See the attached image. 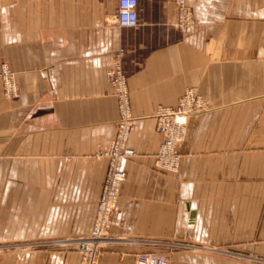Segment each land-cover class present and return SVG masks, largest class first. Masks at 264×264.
Masks as SVG:
<instances>
[{"label": "crops", "instance_id": "obj_1", "mask_svg": "<svg viewBox=\"0 0 264 264\" xmlns=\"http://www.w3.org/2000/svg\"><path fill=\"white\" fill-rule=\"evenodd\" d=\"M186 5L189 35L175 27V0H138L135 28L117 24V0H0V71L8 65L20 91L6 99L0 79V240L90 229L106 166L96 155L119 118L107 73L124 51L136 155L97 264L147 252L170 264H264V0ZM189 87L209 110L190 119L179 171H161L155 111ZM63 251L6 253L0 264H68Z\"/></svg>", "mask_w": 264, "mask_h": 264}, {"label": "built area", "instance_id": "obj_2", "mask_svg": "<svg viewBox=\"0 0 264 264\" xmlns=\"http://www.w3.org/2000/svg\"><path fill=\"white\" fill-rule=\"evenodd\" d=\"M117 24L122 28H135L139 25L138 0H117ZM180 7L181 28H188L192 22V12L186 7V0H176ZM109 82L115 88L119 101L120 121L117 137L110 151L104 155L109 158V165L100 199L97 205V215L91 231L92 240L98 242L109 233L112 215L118 203L122 185L127 179V164L135 156V151L129 147L130 130L135 122L129 98V88L124 73V54L118 53L108 72ZM9 93L16 92L9 80L6 81ZM206 105L199 96L198 90L189 89L176 107H160L157 117V130L163 136L158 166L172 172H177L181 164V155L177 152L178 144L183 142L189 123V117L195 110ZM137 264H170L169 255L157 252H147L138 255Z\"/></svg>", "mask_w": 264, "mask_h": 264}, {"label": "rangeland", "instance_id": "obj_3", "mask_svg": "<svg viewBox=\"0 0 264 264\" xmlns=\"http://www.w3.org/2000/svg\"><path fill=\"white\" fill-rule=\"evenodd\" d=\"M175 4H176V7H177V15H176V20H175V27L179 30V32L181 34H183V35H189V33L191 32V29H192L193 25L196 22L195 21L194 13L186 5V7L192 12V14H191L192 15V17H191L192 22H191V25L188 28H181V22H180V7L177 5L176 0H175ZM120 52H123V54H125L124 51H119L118 53H120ZM124 73L126 75L125 69H124ZM107 77H108V73H107ZM0 79H1L2 85H3V95H4V97L6 99H8V100H14L17 97H19V92L20 91H19V86H18V84L16 82L15 72L8 65H6V64L3 65L2 68H1V71H0ZM126 79H127V75H126ZM7 80H9L14 86H16V89H17L16 92L9 93L8 87L6 85V83H7L6 81ZM108 81H109V78H108ZM127 85H128V79H127ZM189 89L198 90L199 96L206 103V105L204 107H202V108H200V109L195 110L194 112H192V114L189 117V122H190V119L192 117H194L195 115H197L199 113H203V112L208 111L209 110V104H210V102H209V100L207 98H205L201 94L200 89L198 87H189V88L186 89V91L184 92V94L180 97V99L178 100L177 105L179 104V102L181 101V99L184 97L185 93ZM114 90H115V88H114ZM129 94H130V91H129ZM115 95H116L117 101H118V95L116 93V90H115ZM129 98H130V103H131V97H130V95H129ZM176 106H172L171 107V106L160 105V106L157 107V109L155 111V115H154V118L156 120V130H157V117H156V113H158V109L160 107H171V108H173V107H176ZM118 110H119V101H118ZM132 113H133V111H132ZM120 119H121V117H120V113H119V118H118V121H117V124H116L117 132H118V124H119ZM135 121H136V118H135ZM134 127H135V122H134V124H133V126L131 127V130H130V136H129V141H128L129 147H130V140H131V135H132V131H133ZM188 128H189V123H188V127H187V134H188ZM157 132L160 134V132L158 130H157ZM187 134H186V137H187ZM116 137H117V133H116V136L111 140L109 146L106 149H101L97 153V155H96L97 158L105 161L106 166H105V170H104L105 171L104 172V176L100 180L101 181L100 193L98 194L97 199H95V201L93 203L94 204V215H93V218H92V221H91L92 224L90 226V229L87 230L82 235H78V236H74V237H66V238H54V239H51V238H32V239H30V238H27V239H23L21 241H8V240L4 241V240H0V256L4 255L6 253L20 252V253L23 254V258H26V257H28V255L31 252H35V251L54 250V252L59 253V252H62L64 250L63 252H67V254H66L67 255V258H66V260H67L68 264H97V261H98V259L100 257V254L103 252V248L106 245H108L109 241H111V236H110L111 226H110V229H109V233L104 237V239H102V240H100L98 242H95V240H92L91 231H92V228H93L94 221L96 219V215H97V205H98V201L100 199L102 187H103L104 181L106 179V174H107L108 165H109V158L107 156H105L104 154L107 153L108 151H110V149L112 148L113 142L116 139ZM161 137H162V141H161V145H162V143H163L164 140H163V136L162 135H161ZM186 137H185V139H186ZM185 139H184V141H185ZM183 142H180L178 144V148H177V152L181 155V161H182V154L180 153L179 148H180V145ZM161 145H160L157 153L154 155L155 167L157 169L161 170V171L172 172V171H169L167 169H162V168H160L158 166L157 161L160 159L159 152L161 151ZM130 148H132V147H130ZM180 166H181V164H180ZM116 207H117V205H116ZM112 218H113V215H112ZM59 249H61V250H59ZM24 255H25V257H24Z\"/></svg>", "mask_w": 264, "mask_h": 264}]
</instances>
